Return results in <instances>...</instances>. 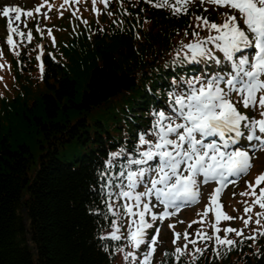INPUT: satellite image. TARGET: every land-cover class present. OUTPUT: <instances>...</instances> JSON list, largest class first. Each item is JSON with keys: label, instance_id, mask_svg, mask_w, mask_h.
I'll return each mask as SVG.
<instances>
[{"label": "trees", "instance_id": "obj_1", "mask_svg": "<svg viewBox=\"0 0 264 264\" xmlns=\"http://www.w3.org/2000/svg\"><path fill=\"white\" fill-rule=\"evenodd\" d=\"M154 5L129 8L123 27L120 19L116 26L103 17L111 34L93 40L64 30L59 44L67 46L56 62L46 57L42 87L24 84L21 94L0 102L2 127L9 129L0 130V264H111L115 258L121 242L100 238L112 220L101 185L117 171L105 162L117 150L136 151L121 131L133 138L149 125L144 113L156 100L146 90L147 73L162 70L175 38L195 30L190 13L177 16ZM210 14L218 20L216 10ZM148 21L149 33L134 40L131 30ZM159 78L150 80L153 89ZM126 108L135 113L133 122ZM70 145L85 151L63 160L60 149ZM103 170L108 176L100 180ZM234 256L223 263L209 257L178 262L164 254L156 264H264V248L254 258Z\"/></svg>", "mask_w": 264, "mask_h": 264}, {"label": "snow or ice", "instance_id": "obj_2", "mask_svg": "<svg viewBox=\"0 0 264 264\" xmlns=\"http://www.w3.org/2000/svg\"><path fill=\"white\" fill-rule=\"evenodd\" d=\"M191 2L192 0H156L154 6L179 15L187 10ZM202 2L230 10L220 25L209 22L204 17L197 19L203 20L210 32L214 30V33L206 36V41L214 44L223 53V58L228 61H233L239 53L238 63L232 65L233 71L225 72L223 75L217 72L211 79L202 73L188 80L179 78L178 81H174L178 88L181 84H186L188 91L171 93L170 113L166 114L164 110L155 112L157 118L152 125L155 130L153 132L155 142H150L141 135L139 144L148 146L144 150L136 149L140 158L128 159L126 164L121 165V170L115 178L109 177L106 184L101 185L102 190L107 188L109 200H112L114 195L116 199L124 200L120 205L122 211L119 213L113 211L115 204L108 205V210L112 211L119 221L118 224L112 225L115 231L111 233V239L119 241L123 237L127 239L128 245L137 250L141 245L145 247V251L139 257L131 251L127 252L124 255L125 261L152 264L160 229L149 223L146 217L151 214L152 221L163 220L171 215L167 209L180 207L178 202L199 203L202 199L201 188L209 182L219 184L215 188V193L210 194V202L216 206V222L237 219L221 210L222 205L217 202L218 197L222 195L229 177L250 174L251 168L254 167V157L250 154L249 148L256 149L258 145H264V136L258 135V133L264 134V0H202ZM231 10L238 13L240 23H237V14H233ZM21 11L19 6H6L2 15L8 18L10 13H21ZM26 15L31 17L33 13L27 12ZM14 18L19 20L20 16ZM6 29L10 33L18 32L11 20H8ZM194 35L198 38L196 43L183 44V48L190 50L189 55L192 60L206 55L205 39L199 38L198 32H194ZM6 42L13 44L11 34L6 37ZM250 48L255 49L251 58L242 51ZM210 53L211 50H207V54ZM184 62V59L179 61V63ZM215 62L220 63V61ZM225 76L228 77L226 81ZM225 83L226 87H223L222 84ZM233 95L237 97L235 100ZM238 105L245 110L253 111L254 115L249 116L247 111L242 113ZM217 137L222 143H217ZM253 141L258 144L252 143ZM242 143L244 147L229 150L231 146ZM259 150L264 151V146L259 147ZM122 154L117 152L111 155L118 157ZM107 164L109 168L114 166L111 160L107 161ZM133 166H136L135 170ZM107 176V170L98 171V179L104 180ZM235 183L237 182L233 181V184ZM261 183H264V173L258 174L254 181H246L248 190L239 195L255 197L252 203L264 209V188L260 190L258 196L255 191V187ZM138 188H142V191H138ZM236 195L237 193L234 192L233 197ZM152 196L155 197V201L147 199ZM158 204L164 209L159 217L153 212ZM244 210L247 214L252 208L245 203ZM202 215L207 216V211ZM258 215L264 218V213ZM132 217L137 219H131ZM238 218L242 220L245 228L252 222L251 217ZM125 222L128 223L129 231L121 233V225ZM192 223H203V221H193L189 223V228ZM255 223L260 225L261 220L256 219ZM212 227L214 235L198 229L196 232L198 239H188L187 232L183 236L174 232V244H178L181 238L186 242L183 247L177 246L173 252L165 255L174 257L179 262L181 257L187 255L188 245L192 244L195 246V253L202 256L206 249L196 245L212 241L216 256L220 257L221 248L230 251L236 245V241L229 239L228 234L244 235L243 229L228 227L224 229L226 235L222 238L219 235L220 229L215 225ZM152 228H155V232L146 240V230ZM169 228L174 229L175 225L170 224ZM246 239H255V237H246ZM116 251L124 252V249L118 247ZM198 258L193 255L192 260Z\"/></svg>", "mask_w": 264, "mask_h": 264}, {"label": "rangeland", "instance_id": "obj_3", "mask_svg": "<svg viewBox=\"0 0 264 264\" xmlns=\"http://www.w3.org/2000/svg\"><path fill=\"white\" fill-rule=\"evenodd\" d=\"M33 3H35L37 0H32ZM47 3L49 5H53L56 8H61L62 5L60 3H58L57 1L53 2V1H47ZM21 5V0H11L10 1V6L16 7ZM42 5H44V7L48 8L45 3H42ZM23 7H30L29 4V0H25V3L23 5ZM21 8V7H20ZM22 9V8H21ZM19 15L20 13H10V16L13 18V20L16 22V26H20L23 27L22 25V20L20 22H18V20H16L14 17ZM206 15V14H204ZM18 22V23H17ZM92 23H95V20L92 19L91 21ZM54 26L57 28L59 25L58 24H54ZM47 52V51H46ZM7 59V58H6ZM8 60V59H7ZM9 61V60H8ZM68 63V62H67ZM14 67V66H13ZM43 72V65L42 63L38 62L36 64V70H35V74H41ZM14 74H15V70L14 68L12 69L11 75L9 72H5V75L7 76V78L3 77L0 71V87L3 86V84L8 83V86L10 88V82H14L16 79L14 78ZM17 94L14 93L13 95H11L8 100L9 102L13 99V97ZM94 115V114H92ZM92 119V118H91ZM8 125H6V127L3 129L4 132H8ZM84 148L80 145H70L67 146L66 148H61L60 149V154L59 156L63 159V160H74V155L77 154H81L82 152H84ZM262 157H264V154L260 155L258 157V159L260 160ZM264 163V162H263ZM262 168V167H261ZM248 189L243 188L242 191H246ZM255 191H259V188L255 187ZM202 192V196H205L207 193L210 192V187L209 188H205L201 190ZM229 191H225V193H228ZM230 194V193H229ZM155 199V198H154ZM233 200L235 201L236 198H233ZM251 202L250 199H248L246 201L247 204H249ZM110 203H113L116 205V207L113 209L114 212L119 213L120 211H122V209L120 208V205L124 203L123 198L121 199H113L111 200ZM157 207H159L160 209H163L162 205H157ZM156 207V208H157ZM256 211H258V208H255ZM208 212L207 208H193L191 210H189L188 212L184 213L183 215L178 216L177 218H175L174 216L172 217H167L163 220H156V221H152L151 220V214H149L146 219L148 220L149 223H152L153 225L159 227L160 232H159V241L156 244V251L154 254V258L152 259V262L155 263L161 256L162 253L164 252L165 249H170V250H174L175 247L180 246L183 247V245L185 244V240L183 238H181L178 242V244H174L173 243V239H174V235L173 233H180L182 236L184 233H188V239H198V237L196 236V232L198 229H202L203 232L209 234V235H214V228L212 227L213 225H215L216 227H218L220 229L219 235L223 238L226 233L224 232V226L221 223H217L214 219H212V217L207 216H203L202 214L204 212ZM112 212V211H111ZM153 212H155L157 214V216L159 217L161 215V213L156 212L155 209H153ZM113 214V212H112ZM115 218L113 219L111 225L104 229L101 233V236L107 237V238H111V233L113 231H115V228L112 227V225L114 224H118V218L116 215H114ZM131 219H137L136 217H132ZM203 221V223H192V226L189 228V223L193 222V221ZM180 221H184V223H180ZM175 225L174 229H170L169 225ZM234 228V226H229ZM189 228V231H188ZM129 231L128 228V223L125 222L123 225H121V233H126ZM155 232V228L152 229H147L146 230V236L145 239L147 240L148 238L152 237L153 234ZM228 238L233 240V237L231 234H228ZM119 241H123L122 245L120 246V248L124 249V252H117L116 253V257L114 258V260L112 261L111 264H137L136 261L133 260H129V261H125L124 260V255L131 251L133 253H135V255L137 257H139L144 251H145V247L144 245H141V248L139 250L132 248L130 245H128V241L127 239L123 238ZM202 249H206V252L208 253L209 251L211 252L210 255L216 253L215 252V248L213 246V242L209 241L207 243H199L198 245H196ZM198 253H195V246H193L192 244L188 245L187 248V257L192 259L193 255H196Z\"/></svg>", "mask_w": 264, "mask_h": 264}]
</instances>
